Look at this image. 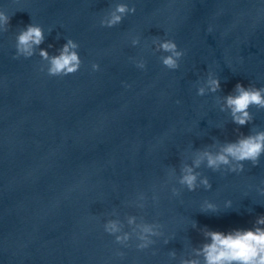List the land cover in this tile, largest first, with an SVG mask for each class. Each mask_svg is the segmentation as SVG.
<instances>
[{
    "label": "clouds",
    "instance_id": "1",
    "mask_svg": "<svg viewBox=\"0 0 264 264\" xmlns=\"http://www.w3.org/2000/svg\"><path fill=\"white\" fill-rule=\"evenodd\" d=\"M135 11V7H129L127 3H116L100 19V26L115 27L123 21L125 16L134 14ZM10 20L11 17L6 12L0 11V32L9 30ZM45 39L44 29L39 24L31 22L26 27L20 28L15 37L16 53L13 58H31L39 49L38 55L47 62V75L64 77L76 74L83 63L78 52L79 44L69 38L57 50L58 54L50 55L47 49L40 47ZM131 43L133 46L138 45L139 37H133ZM152 44L155 45V51L167 53V55L159 57L164 67L169 70L179 68V61L185 52L179 50L173 40H161L156 37L153 38ZM48 47L51 48L52 45ZM134 62L137 68L145 69L146 62L143 59ZM91 67L93 71H99L98 64L93 63ZM40 71H45V65H41ZM218 91H221V80L209 71L207 79L198 87L197 95L204 96L206 93H217ZM216 102L220 106V111H227L231 122L239 129L253 121L254 117L250 108L264 110V86L256 87L249 84L245 87L238 82L230 94L224 95L222 98L217 97ZM262 155H264V130L252 129L247 135L240 133L235 141L221 143L216 140L203 149H196L191 153V164L187 162L181 164L179 176L176 175L175 168L169 169L168 176L170 180L176 179L177 183L188 191H195L200 186L211 189L212 185L209 179L203 177L197 169L203 166L213 172L226 170L231 173H240L244 171L245 162H249L255 167L259 164ZM172 194L178 196L180 190L173 187ZM141 199H143L142 196ZM139 206L143 207L142 204ZM226 207L231 208L230 201L226 202ZM203 208L202 212L205 213L217 212V206L208 201H205ZM113 215L116 213L113 212ZM126 219L127 225L131 227V232L123 230L124 224L119 219H109L104 224L105 232L113 235L117 244L126 246L132 235H135L140 241L137 248L143 250L155 242L152 237H159L163 234L159 230L161 225L157 223H147L142 218L137 223L135 216H128ZM202 235L204 242L199 247H193L190 257H182L179 264H264V215L256 218L252 228L235 229L227 233L205 228ZM118 254L123 255V253ZM169 255L175 258L176 254L170 252Z\"/></svg>",
    "mask_w": 264,
    "mask_h": 264
}]
</instances>
